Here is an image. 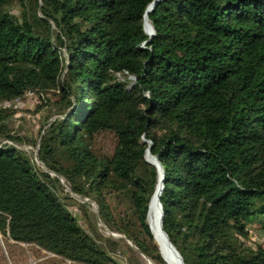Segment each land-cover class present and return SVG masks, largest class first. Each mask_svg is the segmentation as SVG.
<instances>
[{
    "label": "trees",
    "instance_id": "obj_1",
    "mask_svg": "<svg viewBox=\"0 0 264 264\" xmlns=\"http://www.w3.org/2000/svg\"><path fill=\"white\" fill-rule=\"evenodd\" d=\"M152 1L0 0V235L49 264H166L149 142L183 264H264V0H161L144 15ZM28 92L48 107L34 146L50 173L9 130Z\"/></svg>",
    "mask_w": 264,
    "mask_h": 264
},
{
    "label": "rangeland",
    "instance_id": "obj_2",
    "mask_svg": "<svg viewBox=\"0 0 264 264\" xmlns=\"http://www.w3.org/2000/svg\"><path fill=\"white\" fill-rule=\"evenodd\" d=\"M14 10L16 7L13 6ZM123 80V79H121ZM129 82L132 79H128ZM43 96L37 93L28 92L23 97L14 100L10 105H14L13 116L9 121V130L12 134L19 136L21 139V144L16 147L20 150L25 151L27 156L32 160L35 167L43 169L42 165L39 163L36 157L37 147L34 146L35 141L40 139L44 130V120L48 115V107L46 106V100L42 99ZM45 99V97H44ZM43 104V106H41ZM105 146H110V141L105 142ZM53 176V175H52ZM67 191V190H66ZM80 201L78 198H75ZM149 205V204H148ZM150 206V205H149ZM148 208V207H147ZM69 211L76 217H80V224L89 233L92 232L90 224L82 219L81 211L76 206H69ZM95 212V207L91 210ZM148 214V209H147ZM147 218V216H146ZM95 228L99 234L102 236H111L113 233H109L106 228L97 223L95 218ZM91 226L94 227V220L91 219ZM149 228V226H148ZM150 229V228H149ZM150 231V230H149ZM152 234V233H150ZM115 235L116 239H123L121 235ZM253 239L260 242V237L253 232ZM124 240V239H123ZM154 241V240H153ZM132 248L133 245L128 243ZM12 245V244H11ZM157 245V244H156ZM158 247V246H157ZM134 249V248H133ZM50 255L44 253H39V251L33 246L26 244H19L12 246H7L5 241L0 235V264H49L48 261ZM141 264H148L147 260L139 255ZM122 264H126V257H120ZM165 261V260H164ZM166 263V262H165ZM55 264H66L59 260H56Z\"/></svg>",
    "mask_w": 264,
    "mask_h": 264
},
{
    "label": "bare ground",
    "instance_id": "obj_3",
    "mask_svg": "<svg viewBox=\"0 0 264 264\" xmlns=\"http://www.w3.org/2000/svg\"><path fill=\"white\" fill-rule=\"evenodd\" d=\"M148 10H150V6L147 9L146 13H149ZM145 13V14H146ZM143 28L145 33L148 35L151 34V24L148 21L147 16L143 18ZM145 159L148 160L151 163L156 164L154 159L151 157L150 152H145ZM159 181L158 185L155 188V191L153 193L150 206H149V226L152 230V236L155 240L158 248L160 249L162 258L165 260L166 264H183L181 259L179 258L178 254L174 249L169 245L161 226V207H159V196L161 192L162 187V174L161 172L158 173Z\"/></svg>",
    "mask_w": 264,
    "mask_h": 264
},
{
    "label": "water",
    "instance_id": "obj_4",
    "mask_svg": "<svg viewBox=\"0 0 264 264\" xmlns=\"http://www.w3.org/2000/svg\"><path fill=\"white\" fill-rule=\"evenodd\" d=\"M161 0H153L152 1V3H150L149 5H147V7H146V9H145V12H144V15H145V13H146V11H147V9L149 8V6H150V10H148V12L150 13L152 10H154L155 9V5L157 4V3H159ZM144 15H143V18H144ZM151 29H152V27H151ZM145 32V31H144ZM146 34V33H145ZM153 36V29H152V31H151V34L150 35H148V37L149 38H151ZM142 141L143 142H145L143 139H142ZM147 143V149L145 150V152L146 151H148V152H150V143L149 142H146ZM151 157L154 159V161L156 162V164H154V163H151V162H149L148 160H146L145 159V156H144V160L148 163V164H150V165H152V166H154L156 169H157V172L159 173V172H161V174H162V182H163V170H162V168H161V166H160V164L157 162V160H156V157H154V156H152L151 155ZM43 167V166H42ZM43 170L45 171V172H47V173H50L49 171H47L44 167H43ZM59 178V177H58ZM60 179V178H59ZM60 181H61V183H63V181L60 179ZM161 189H162V187H161ZM79 199V198H78ZM80 201H82V202H86V203H90L92 206H94L93 205V203L92 202H90V201H88V200H81V199H79ZM159 207H161V205H160V203H159ZM163 217V211L161 212V218ZM96 221H97V223H99V224H101V222H100V220H99V218H98V216L96 215ZM151 233V232H150ZM164 233V232H163ZM164 235H165V237H166V239H167V241H168V243H169V245L174 249V251H176V249L171 245V243H170V241H169V239L167 238V236H166V234L164 233ZM111 236L112 237H115V235H113V234H111ZM151 236H152V234H151ZM120 238H123V237H120ZM152 238H153V236H152ZM124 239V238H123ZM154 240V239H153ZM154 242H155V240H154ZM156 243V242H155ZM158 250H159V252H160V249L158 248ZM137 252H138V250H136ZM139 253V252H138ZM176 253L178 254V256H179V258L181 259V261L183 262V260H182V258H181V256L179 255V253L176 251ZM160 255H161V252H160ZM161 257H162V255H161ZM143 258L144 259H146L147 260V262H148V264H154L153 262H151L148 258H146L145 256H143ZM163 259V258H162ZM164 260V259H163Z\"/></svg>",
    "mask_w": 264,
    "mask_h": 264
},
{
    "label": "built area",
    "instance_id": "obj_5",
    "mask_svg": "<svg viewBox=\"0 0 264 264\" xmlns=\"http://www.w3.org/2000/svg\"><path fill=\"white\" fill-rule=\"evenodd\" d=\"M7 144L12 145L11 143H8V142H7ZM263 244H264V241H263ZM66 264H71V263H70V261H66Z\"/></svg>",
    "mask_w": 264,
    "mask_h": 264
}]
</instances>
